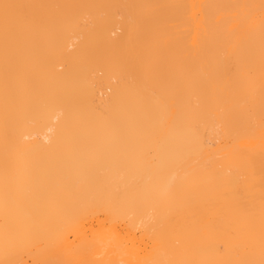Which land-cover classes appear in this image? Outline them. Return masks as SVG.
Here are the masks:
<instances>
[{
  "label": "bare ground",
  "instance_id": "1",
  "mask_svg": "<svg viewBox=\"0 0 264 264\" xmlns=\"http://www.w3.org/2000/svg\"><path fill=\"white\" fill-rule=\"evenodd\" d=\"M0 264H264V0H0Z\"/></svg>",
  "mask_w": 264,
  "mask_h": 264
}]
</instances>
